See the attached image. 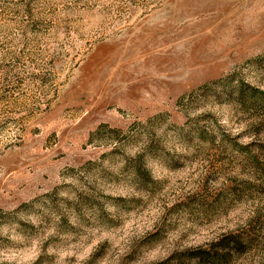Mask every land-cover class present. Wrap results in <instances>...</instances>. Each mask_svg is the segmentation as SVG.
Wrapping results in <instances>:
<instances>
[{
    "label": "rangeland",
    "instance_id": "rangeland-1",
    "mask_svg": "<svg viewBox=\"0 0 264 264\" xmlns=\"http://www.w3.org/2000/svg\"><path fill=\"white\" fill-rule=\"evenodd\" d=\"M264 0H0V264H264Z\"/></svg>",
    "mask_w": 264,
    "mask_h": 264
},
{
    "label": "trees",
    "instance_id": "trees-1",
    "mask_svg": "<svg viewBox=\"0 0 264 264\" xmlns=\"http://www.w3.org/2000/svg\"><path fill=\"white\" fill-rule=\"evenodd\" d=\"M264 95V92H262ZM243 239L240 234H228L219 238L208 247L192 250L188 254V259L198 264H219L222 263V255L231 251H241L240 245ZM174 264H183L181 261Z\"/></svg>",
    "mask_w": 264,
    "mask_h": 264
}]
</instances>
